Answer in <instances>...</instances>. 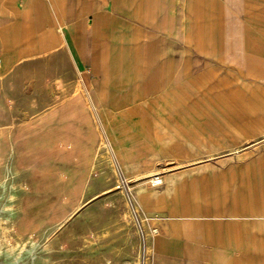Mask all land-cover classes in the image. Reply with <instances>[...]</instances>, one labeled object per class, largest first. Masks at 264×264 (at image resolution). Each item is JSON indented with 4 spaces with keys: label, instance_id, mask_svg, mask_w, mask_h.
Here are the masks:
<instances>
[{
    "label": "crops",
    "instance_id": "1",
    "mask_svg": "<svg viewBox=\"0 0 264 264\" xmlns=\"http://www.w3.org/2000/svg\"><path fill=\"white\" fill-rule=\"evenodd\" d=\"M9 79L12 127L80 105L49 127L159 175L135 185L148 264H264V0H0Z\"/></svg>",
    "mask_w": 264,
    "mask_h": 264
},
{
    "label": "rangeland",
    "instance_id": "2",
    "mask_svg": "<svg viewBox=\"0 0 264 264\" xmlns=\"http://www.w3.org/2000/svg\"><path fill=\"white\" fill-rule=\"evenodd\" d=\"M206 31L199 27L200 36ZM233 60L239 62L238 57ZM6 84L0 93V183L8 163L23 174L14 183L21 189L19 217L8 234L28 245L29 236L43 229L39 241L46 245L48 240L50 261L38 264H148V234L137 203L141 187L135 185L155 178L159 183V175L137 182L124 180L111 149L100 138L95 147L94 135L81 131L82 122L64 134L49 127L58 118L70 128L72 119L84 115L80 105L57 106L43 120L44 129L33 133L12 127L17 84L12 79ZM7 101L13 103L4 104ZM118 158L122 164L129 163L126 153ZM0 264L8 263L0 256Z\"/></svg>",
    "mask_w": 264,
    "mask_h": 264
},
{
    "label": "bare ground",
    "instance_id": "3",
    "mask_svg": "<svg viewBox=\"0 0 264 264\" xmlns=\"http://www.w3.org/2000/svg\"><path fill=\"white\" fill-rule=\"evenodd\" d=\"M22 175L8 163L5 167V179L0 183V256L8 264L48 263L50 261V253L47 252L50 249L47 244L48 240L46 245H41L39 241L43 229L38 234L29 236L28 245L22 239L13 240L12 236L8 234V230L15 227L19 217L17 196L21 189L14 183ZM59 226L58 224L56 228ZM48 230L53 231L51 227ZM46 252L45 256L43 253L46 254Z\"/></svg>",
    "mask_w": 264,
    "mask_h": 264
},
{
    "label": "built area",
    "instance_id": "4",
    "mask_svg": "<svg viewBox=\"0 0 264 264\" xmlns=\"http://www.w3.org/2000/svg\"><path fill=\"white\" fill-rule=\"evenodd\" d=\"M156 179H157V178H155L154 180L151 181V184H152V185H157V184H159V183L161 182V180L159 179L160 181H159V183H158V181H157Z\"/></svg>",
    "mask_w": 264,
    "mask_h": 264
}]
</instances>
